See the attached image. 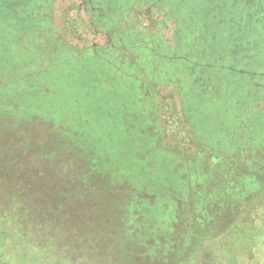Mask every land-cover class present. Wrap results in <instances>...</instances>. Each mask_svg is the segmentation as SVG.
<instances>
[{"label":"rangeland","instance_id":"1","mask_svg":"<svg viewBox=\"0 0 264 264\" xmlns=\"http://www.w3.org/2000/svg\"><path fill=\"white\" fill-rule=\"evenodd\" d=\"M42 1L29 2L34 8L31 15L35 12L39 19L37 29L27 30L15 37L19 43L16 49L0 52V105L4 106V110L0 109V128H3L0 130V222L9 223L35 244L50 249L62 260L61 264H161L168 256L165 251L168 248L167 233L159 225L166 213L159 215L155 211L138 210L134 206L137 198L145 199L152 193L147 192L146 187L136 190L134 182L124 173L113 176L106 166L100 165L90 178L89 170L84 169V165L78 164L77 160L94 156L96 151L86 140V144L81 143L74 135L83 136L79 127L86 120H80L75 109L61 108L56 113L58 117H55L53 108L48 109L46 115L33 111L34 105L26 102L36 104L41 99L37 92H28V87L37 82L48 97L41 99L43 104L66 106L70 100L65 101L63 97L57 96L58 88H52L55 81H49L46 77L35 81L33 77L44 71L49 73L47 69L55 65L60 74L64 73L59 70V66L76 54L80 57L82 53L85 55L94 46H99V52L96 51L95 55L102 57L104 49L115 41L123 42V36L129 35L131 31H143L145 42L157 39L158 44L164 42L170 49H175L177 26L182 25L184 20L181 12L183 9L189 10V4L186 2L184 6H179L176 0H153L158 6L149 8L147 3L136 4L130 0L125 3V11L120 10L118 14L112 11L101 22H95L87 15L88 3L80 7L85 0H47L44 4ZM90 12L93 14L95 10ZM31 15L26 10L22 18L30 20ZM24 51L31 55L23 63L9 62V57L14 54L23 57ZM76 64L82 67L80 70L83 72L80 76L74 72V81L87 85L93 75V67L85 68L79 62ZM18 75L22 79L12 81ZM258 81L263 82V78L260 77ZM6 86L7 91L4 90ZM233 86L230 84L226 95L231 99H228L229 104L226 103L229 117L225 119L223 114L215 116L211 130L203 124H200L199 131L193 128L196 124L182 85L161 82L157 86L158 93L150 94L147 99L150 103H153V99H164L165 105L159 112L156 126L161 142L172 150L171 144L179 141L166 123L167 113L171 110H174L187 137L186 141H182L183 147L175 148V154H171L178 161V167L174 169L176 176L166 178L163 197L172 204H181L191 198L195 202L192 212L198 222L204 225L215 222L218 226L217 234L210 241L217 243L221 253L227 248L221 249V246L227 242L234 253L242 250L250 236L249 226L258 224L253 213L259 203L256 189L247 185L251 179L247 183L244 176L252 175L248 167L254 169L257 163L264 162V154L252 159L257 153H264V141L260 137L262 126L258 116L264 113V97H255L253 88L242 103L245 120H240V113L234 105L238 102L232 91ZM51 93L55 94L54 97H51ZM24 105L28 106L22 108ZM82 112L90 118L93 115L88 111ZM43 121L40 126L38 123ZM1 124L16 130L5 129ZM87 128H90V122ZM228 151L244 152V155L234 154L236 157H233L230 153L224 159ZM254 151L256 153L253 154ZM216 155L232 163L235 169L226 167L218 172L210 170V166L215 164L213 158ZM73 157L77 160L72 161ZM102 158L108 162V153ZM241 158L243 162L236 169L234 164L240 162ZM15 164H20L26 172L29 169L26 165H33L36 167L32 166L33 171L42 172L36 176L28 175L25 179L22 177L21 189L14 191L19 193V201L29 208L26 213L28 216L22 217L21 225L17 228H14L13 220L6 216L7 211L12 210L9 209L11 198L5 197L12 192L5 188L10 184L9 179L15 185L12 189L19 186L13 173ZM128 166L134 168L135 164L129 163ZM118 168L115 167V171ZM29 179L30 182H26ZM53 181L55 184H52ZM61 195L65 200L60 199ZM156 198L153 193V199ZM12 200L17 201L15 197ZM29 219H36V224L22 227ZM227 225H231L228 231L220 233L221 228ZM186 227L182 229L186 233L178 235L179 241L170 244L169 250L173 248L175 252L177 246L185 241L188 233ZM3 250L6 254L11 253L6 248Z\"/></svg>","mask_w":264,"mask_h":264},{"label":"trees","instance_id":"2","mask_svg":"<svg viewBox=\"0 0 264 264\" xmlns=\"http://www.w3.org/2000/svg\"><path fill=\"white\" fill-rule=\"evenodd\" d=\"M30 1L32 0H0V52L16 49L19 43L15 37L21 36L27 30L34 31L37 29L39 19L35 15V12L31 15L34 8L32 5H29ZM184 1L182 5L184 6L188 2L190 8L187 11L183 9L181 12L184 20H182V25L177 26L175 49H170L164 42L158 44L156 42L157 39H153L149 43L148 40L145 42L146 39L144 40L143 31H131L129 35L125 34L123 36L125 37L123 42L115 41L104 49L102 57L95 55L96 51L99 52V46H94L85 55L82 53L81 57L78 54L74 58L69 57L65 64L59 66V70L64 71V73L60 74L57 69L58 67L55 65L47 69L49 73H45L44 71L33 77L35 81H39L43 77H46L49 81H55L52 88H58L59 94L57 93V96L63 97L65 101L70 100L66 106L46 104L45 102L43 104V100L41 99L44 96L47 97V95L43 93L37 82L28 87V92H37L41 99H36V104L26 102L28 105H34L36 110L34 109L33 111L44 114L47 113L48 109L53 108L55 117H58L56 113L61 108L75 109L79 114L80 120L90 122V128H87L88 123L85 121H83L85 122L83 125H80V133L83 136L81 134H73L81 143H85L86 140V143L96 151V155L85 156V160L81 161L77 160L76 157H73L71 160H77L78 164H83L84 169L89 170L88 176L90 178L91 174L98 171L101 165L104 168L105 166L109 168L113 176L124 173L125 177L134 182L136 190L146 187L147 192L152 193V195H149L150 197L145 199L136 197L137 200L134 206L138 210L155 211L159 215L166 213L164 220L160 219L159 225L166 230L167 247L179 241L178 235L186 233L182 231L184 226L188 228V233L185 235L186 242L197 241L200 235L204 239L210 235V231L200 229L203 224L198 222L192 212L195 202L191 198L181 202V204H172L168 202V199H164L163 197V194L166 192V178L168 176H176L174 169L178 167V161L173 159L171 154H175V148H182L183 142L175 141L174 144H171L173 147L171 150V148L159 140L160 132L156 126L160 118L159 112L163 110V106L165 105L164 99H153V103L148 102L147 99L150 94L154 95L158 93L159 89L157 86L161 82L172 83L177 86L182 85L186 94L184 95L183 90L181 92L185 96L186 101L196 100V104H194L195 114L192 119H196L202 109L204 110V115L212 110V114L207 115V119L202 122L205 128L209 130L213 127V118L218 114H223L226 119L227 113L224 111V102H228V99L231 100L229 97L223 98L224 90L222 89L227 83L230 72L228 68V65L231 63L230 56L227 55L224 60H221L218 57V53H211L212 49H210L209 44L201 36L205 31L204 19L201 13L195 12L199 10V7L192 8L191 4L192 1L198 0ZM44 3H47V0H43L42 4ZM26 10L31 15L30 20H23L22 18L23 12ZM194 37L196 38L194 39ZM208 41L210 42V40ZM203 49L205 52H202ZM187 51H190V54H187ZM24 52L25 55L23 57L21 54L10 56L9 62L13 64L23 63L31 55V53L27 54L26 51ZM77 62L83 67L86 66L85 68L89 66L93 67V75L90 76V83L87 85L79 84L77 80L74 81L75 76L73 73L75 72V75L80 76L81 72H83V70H80L82 67L76 66ZM223 64L224 66H222ZM214 67L225 73L215 84L214 90H212L213 84L208 79H202L199 81L200 83H193L198 75H202V70L208 74ZM191 71H194V73L191 74ZM180 78H182V81ZM17 79H22V76L18 75L12 81ZM201 82L205 83L201 85ZM230 83L232 85L237 84L235 81H231ZM202 87L210 89L203 92L201 90ZM7 88L8 86L4 90L7 91ZM238 88L240 89V85ZM54 95L52 94L51 97H54ZM220 100L223 103L220 106L221 109L218 110ZM197 105L200 108L197 109ZM234 105L239 112L242 111V103H235ZM26 106L24 105L22 108ZM0 109L4 110V106L0 105ZM83 110L84 112L88 111L93 114L92 117L90 118L87 114H84ZM190 113H192V110ZM208 120L210 126L207 124ZM43 123L44 121L38 124L41 126ZM9 127L8 125L4 128L16 130L14 127L17 126H14V129ZM200 127L199 123L193 126L196 131H199ZM43 128L46 129V126ZM1 129L3 128L1 127ZM106 152L109 157L108 162L102 158ZM129 163L135 164V167L130 168L128 166ZM214 165L210 166V170L218 172V168L214 167ZM32 166L26 165L25 167H29L28 172H26L20 164H15V168L13 169L16 170L13 173L17 179L16 185L19 186L12 189L15 185L9 179V188L5 187L7 190L12 191L5 196L11 198L9 200V209L12 210L7 211L6 216L13 220L14 228L21 225L20 221L22 217L25 215L27 217L26 213L27 211L29 212L28 206L26 204L23 205L19 201L21 199L19 193L16 194L14 192L17 189H21L23 181L20 179L22 177L25 179L28 175L35 174L36 176L42 173L41 171L39 173L33 171ZM91 167H93L94 171ZM115 167H119L117 171H115ZM26 182H30V179ZM33 184L35 185V183ZM52 184H55L54 181ZM151 184L154 185L150 187L149 185ZM28 186L33 185L28 184ZM38 193L39 191H37V195ZM153 193L157 196L156 199H153ZM62 195L60 199L65 200ZM12 197H15L17 201L12 200ZM19 208H22V210ZM32 224H36V219L32 221L31 219L27 220L23 223L22 227H29ZM47 226L50 225L48 224ZM4 248L8 249L11 253L6 254L3 250ZM171 257H179V255L174 254ZM29 261H31V264H61L62 262L50 249L42 248L35 244L21 231L14 230L9 223L3 224L0 222V262H3L0 264H29Z\"/></svg>","mask_w":264,"mask_h":264},{"label":"flooded vegetation","instance_id":"3","mask_svg":"<svg viewBox=\"0 0 264 264\" xmlns=\"http://www.w3.org/2000/svg\"><path fill=\"white\" fill-rule=\"evenodd\" d=\"M127 1L130 0H85V2L81 3L80 7L84 3H88L87 15L93 21L101 22L105 19V16L112 14V11L116 9L114 8L115 6L119 3L124 4ZM131 2L136 4L147 3L149 4V8H152L153 5L158 6L157 2L156 4L153 3V0H131ZM184 2V0H176L179 6ZM191 4L192 8L199 7V10L195 12L201 13L204 19L205 31L201 36L209 44L210 49H212L211 53H218V57L221 60H224L227 55L230 56L231 63L228 65L230 72L226 86L230 89L231 81H235L238 84H233L234 86L232 87L237 102L243 103L253 88H255V97H264V0H198L192 1ZM93 10H95V13L92 14L90 11ZM220 49L222 50L220 51ZM202 52H205L204 49ZM187 54H190V51H187ZM211 70L208 74L202 70V75H198L193 83H198L202 79H208L213 84L212 90H214L215 84L225 73L220 71V69H215V67ZM190 73L192 74L194 71ZM260 77L261 79L263 78V82L258 81ZM204 83L201 82V85ZM239 85L240 89L238 88ZM208 89L210 88L202 87L201 90L206 92ZM226 103L228 102H224V104ZM194 104H196L195 99L189 101L192 117L195 114ZM196 108L198 109L200 106L197 105ZM220 109L219 107L218 110ZM228 110L224 106V111L227 113L226 118L229 117ZM203 113L204 110L202 109L199 112L200 115H197V118L193 119L195 124H202L207 119V115L212 114V110L208 111L206 115ZM258 116L262 126L260 137L264 141V113ZM207 124H209V120ZM230 153L233 154V157H236L237 154L244 155V152L228 151L224 154V159ZM254 153L256 152L254 151ZM263 154L257 153L252 159L257 158V156L261 157ZM213 159L218 170L225 169L226 167L228 169H235L232 168V163H227L224 159L221 160L219 155L214 156ZM242 162L243 159L241 158L240 162L234 164V166H237L236 169L241 166ZM248 169L251 170L249 174L252 175H245L244 177L247 178V183L251 179V183L247 185L256 189L255 194L258 196L257 201L259 203L254 207L253 213L255 219L258 220V224L249 226L250 236L247 238L248 242L244 243L242 250L234 253L233 249L229 246V242H227L221 246V249L227 247L225 248L226 250L224 249L226 252L221 253L217 243L210 241L217 234L218 226L215 225V222L211 224L206 223L207 225L203 224L200 229L210 231V235L204 239L200 235L199 240L194 242L184 241L177 246L180 248H177L175 252L172 249L169 250L168 246L165 250L168 256L163 259L161 264H264V162L257 163L254 169L250 167ZM230 226L222 227L220 233H223L224 230L228 231ZM212 234L214 235L212 236ZM172 254H178L179 257H171L170 255Z\"/></svg>","mask_w":264,"mask_h":264},{"label":"built area","instance_id":"4","mask_svg":"<svg viewBox=\"0 0 264 264\" xmlns=\"http://www.w3.org/2000/svg\"><path fill=\"white\" fill-rule=\"evenodd\" d=\"M76 22L79 24L78 21ZM166 123L168 128L173 132V134L178 138L179 141L187 140L184 128L181 126L179 119L174 113V110H171L167 113Z\"/></svg>","mask_w":264,"mask_h":264},{"label":"crops","instance_id":"5","mask_svg":"<svg viewBox=\"0 0 264 264\" xmlns=\"http://www.w3.org/2000/svg\"><path fill=\"white\" fill-rule=\"evenodd\" d=\"M126 3V2H125ZM125 3L124 4H121V3H119L117 6H115L114 8H116L115 10H114V12L116 13L117 12V14H118V11H120V10H123V11H125V8H126V5H125ZM225 87H226V90H225ZM222 89L224 90L223 91V98L224 97H226V95H227V86H226V84L222 87ZM226 102V101H225ZM222 101L220 100V105H219V107L220 106H222ZM224 106H226V104H224ZM228 106V105H227ZM238 112H239V110H238ZM240 114V120L242 119V120H245L243 117H244V113H243V104H242V111L241 112H239Z\"/></svg>","mask_w":264,"mask_h":264}]
</instances>
